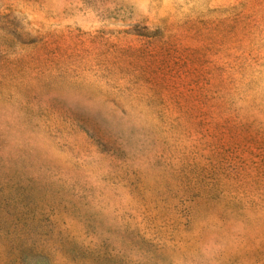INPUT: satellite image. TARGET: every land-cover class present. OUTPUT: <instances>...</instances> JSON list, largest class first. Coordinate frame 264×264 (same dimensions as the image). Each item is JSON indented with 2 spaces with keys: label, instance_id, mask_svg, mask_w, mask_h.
<instances>
[{
  "label": "rangeland",
  "instance_id": "obj_1",
  "mask_svg": "<svg viewBox=\"0 0 264 264\" xmlns=\"http://www.w3.org/2000/svg\"><path fill=\"white\" fill-rule=\"evenodd\" d=\"M0 264H264V0H0Z\"/></svg>",
  "mask_w": 264,
  "mask_h": 264
}]
</instances>
